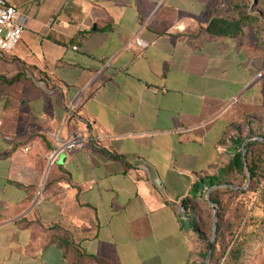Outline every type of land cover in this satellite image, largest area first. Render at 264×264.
<instances>
[{
    "label": "crops",
    "instance_id": "0c3cea01",
    "mask_svg": "<svg viewBox=\"0 0 264 264\" xmlns=\"http://www.w3.org/2000/svg\"><path fill=\"white\" fill-rule=\"evenodd\" d=\"M3 1L26 28L0 58V264H192L182 202L264 117L261 41L209 34L215 0Z\"/></svg>",
    "mask_w": 264,
    "mask_h": 264
},
{
    "label": "trees",
    "instance_id": "16d2710c",
    "mask_svg": "<svg viewBox=\"0 0 264 264\" xmlns=\"http://www.w3.org/2000/svg\"><path fill=\"white\" fill-rule=\"evenodd\" d=\"M247 1L251 2V0ZM234 12L231 17H214L207 26V32L216 36L238 35L245 34L252 28L264 49V14L251 13L244 4L235 6ZM260 119L247 118L243 124L232 128V134L227 139L226 150L222 155L223 164L213 168L206 178L196 183L189 197L182 202L183 228L187 234L195 238L200 248L192 264H206L212 240L206 233L208 210L204 208L205 200L211 188L224 185L229 188H218L209 197L213 204L212 210L217 209L216 237L209 264H239L245 256L249 255L250 249H246L241 239L239 241L242 243L235 242L230 250L229 239L231 236L238 235V230L229 232V223L226 218L229 216V211L236 207L237 199L250 193H258V200L264 211V142L260 141V139L264 140V125ZM244 153H246L245 157ZM239 180H242L244 184L249 183L248 188L240 190L242 186H238ZM231 187H237L239 190ZM261 224L264 225V220ZM263 238L264 231L259 235L260 243L263 242ZM76 264L109 263L95 256L80 254L76 257Z\"/></svg>",
    "mask_w": 264,
    "mask_h": 264
},
{
    "label": "rangeland",
    "instance_id": "374dc122",
    "mask_svg": "<svg viewBox=\"0 0 264 264\" xmlns=\"http://www.w3.org/2000/svg\"><path fill=\"white\" fill-rule=\"evenodd\" d=\"M217 3V13L219 16H229L231 17L234 12V7L243 4L248 7L249 12L255 14H264V0H251L248 3L247 0H215ZM246 33H253V29L247 30ZM255 45V42L252 43ZM264 85V80L262 81ZM264 125V117L260 119ZM238 186H242L240 190H245L248 188L249 183H245L241 180L238 181ZM229 186L224 185L219 189H227ZM234 190H239L237 187H231ZM213 192V191H212ZM206 204L204 208L208 210L207 212V228L206 233L207 237L212 240L213 235V221L215 211L212 210V207L208 204L207 198L205 200ZM210 208V209H208ZM239 209V211H235ZM245 211V213H244ZM264 220V211L258 200V193H250L244 196H240L237 199L236 207L232 208L229 211V216L226 218V221L229 223V232L231 230L237 231L238 235L229 239L231 245L230 250L234 246L235 242H244L246 249L249 248L250 252L248 256H245L244 259L239 264H264V240L259 242V235L264 231V225L261 224V221ZM241 239L242 241H239ZM264 239V238H263ZM189 244L192 246L194 253L197 255L199 251V244L190 239ZM198 247L196 251L195 248Z\"/></svg>",
    "mask_w": 264,
    "mask_h": 264
},
{
    "label": "built area",
    "instance_id": "2783aa9c",
    "mask_svg": "<svg viewBox=\"0 0 264 264\" xmlns=\"http://www.w3.org/2000/svg\"><path fill=\"white\" fill-rule=\"evenodd\" d=\"M26 28V22L22 15L12 6L8 5L3 0H0V58L6 59L11 56L22 40L24 30ZM133 44H128L127 48L131 49ZM134 45L144 50L148 47V44L140 39H136ZM76 50V48H75ZM76 108L75 104H72L67 110V117H71ZM84 146L83 137L76 135L73 139L67 143L63 150L55 151L51 157V165H54L58 159L60 153L64 150H70L72 148L81 149ZM181 213H184V209H181Z\"/></svg>",
    "mask_w": 264,
    "mask_h": 264
},
{
    "label": "water",
    "instance_id": "95a60500",
    "mask_svg": "<svg viewBox=\"0 0 264 264\" xmlns=\"http://www.w3.org/2000/svg\"><path fill=\"white\" fill-rule=\"evenodd\" d=\"M260 141H263L264 142L263 139H260ZM245 155H246V153H244V157H245ZM218 188H220V187H213L207 193V202H208V204L211 207H213V204L209 200L210 194L212 193V191H214V190H216ZM216 221H217V209H215V215H214V230H213L212 246H211V249L209 251V255H208V258L206 260V264H209L210 263V260H211V257H212V251H213L214 241H215V237H216V226H215Z\"/></svg>",
    "mask_w": 264,
    "mask_h": 264
}]
</instances>
